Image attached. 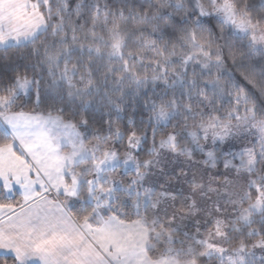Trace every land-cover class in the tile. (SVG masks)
Instances as JSON below:
<instances>
[{
    "label": "snow or ice",
    "instance_id": "obj_1",
    "mask_svg": "<svg viewBox=\"0 0 264 264\" xmlns=\"http://www.w3.org/2000/svg\"><path fill=\"white\" fill-rule=\"evenodd\" d=\"M0 264H264V0H0Z\"/></svg>",
    "mask_w": 264,
    "mask_h": 264
}]
</instances>
